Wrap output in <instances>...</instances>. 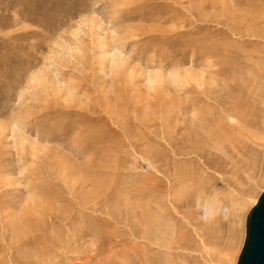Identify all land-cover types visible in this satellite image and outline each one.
Here are the masks:
<instances>
[{
	"label": "rangeland",
	"instance_id": "rangeland-1",
	"mask_svg": "<svg viewBox=\"0 0 264 264\" xmlns=\"http://www.w3.org/2000/svg\"><path fill=\"white\" fill-rule=\"evenodd\" d=\"M263 187L264 0H0V264H235Z\"/></svg>",
	"mask_w": 264,
	"mask_h": 264
},
{
	"label": "water",
	"instance_id": "water-1",
	"mask_svg": "<svg viewBox=\"0 0 264 264\" xmlns=\"http://www.w3.org/2000/svg\"><path fill=\"white\" fill-rule=\"evenodd\" d=\"M235 264H264V188L246 214L244 240Z\"/></svg>",
	"mask_w": 264,
	"mask_h": 264
},
{
	"label": "bare ground",
	"instance_id": "bare-ground-1",
	"mask_svg": "<svg viewBox=\"0 0 264 264\" xmlns=\"http://www.w3.org/2000/svg\"><path fill=\"white\" fill-rule=\"evenodd\" d=\"M120 54V53H119ZM37 75V74H36ZM43 77V76H42ZM177 77V76H176ZM33 78L36 80V81H38L39 82V84H40V82H42L43 80L41 79V76L40 77H36V76H33ZM157 78H159L157 75H148V77H147V82L151 85V84H153V83H155V81H157ZM33 81V82H36V81ZM37 82V83H38ZM264 188V187H263ZM263 190V189H262ZM262 192V191H261ZM258 198V197H257ZM257 198L255 199V201H254V204L256 203V201H257ZM253 204V205H254ZM252 207V206H251ZM245 218H246V216H245ZM245 233V232H244ZM244 240V239H243ZM243 244V243H242Z\"/></svg>",
	"mask_w": 264,
	"mask_h": 264
}]
</instances>
